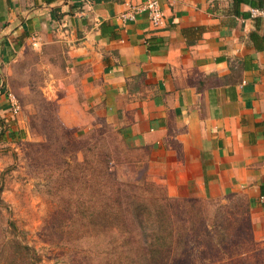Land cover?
<instances>
[{"label": "crops", "instance_id": "1", "mask_svg": "<svg viewBox=\"0 0 264 264\" xmlns=\"http://www.w3.org/2000/svg\"><path fill=\"white\" fill-rule=\"evenodd\" d=\"M143 1L0 0V130L40 95L64 125L115 126L168 196H242L264 225V18L234 0L122 17Z\"/></svg>", "mask_w": 264, "mask_h": 264}, {"label": "rangeland", "instance_id": "2", "mask_svg": "<svg viewBox=\"0 0 264 264\" xmlns=\"http://www.w3.org/2000/svg\"><path fill=\"white\" fill-rule=\"evenodd\" d=\"M39 97L0 130V264H264L244 197H170L115 126L64 125Z\"/></svg>", "mask_w": 264, "mask_h": 264}, {"label": "built area", "instance_id": "3", "mask_svg": "<svg viewBox=\"0 0 264 264\" xmlns=\"http://www.w3.org/2000/svg\"><path fill=\"white\" fill-rule=\"evenodd\" d=\"M137 11H146L147 17L154 29L161 28L164 23V12L161 9L159 0H144L139 5L133 6L128 14H123L122 17L127 15L133 17V14ZM251 17H262L264 18V5L258 7H251L249 9ZM36 44V41L32 43ZM9 102L11 105V112L15 115L19 110V104L12 94H8Z\"/></svg>", "mask_w": 264, "mask_h": 264}, {"label": "trees", "instance_id": "4", "mask_svg": "<svg viewBox=\"0 0 264 264\" xmlns=\"http://www.w3.org/2000/svg\"><path fill=\"white\" fill-rule=\"evenodd\" d=\"M234 2H235V4H238L240 2H250L251 5H253L252 7H258V6L264 5L263 0H256V2H252V0H234ZM1 123H2V120L0 119V125H1ZM1 130H2V132H4L5 127L4 128L1 127Z\"/></svg>", "mask_w": 264, "mask_h": 264}, {"label": "water", "instance_id": "5", "mask_svg": "<svg viewBox=\"0 0 264 264\" xmlns=\"http://www.w3.org/2000/svg\"><path fill=\"white\" fill-rule=\"evenodd\" d=\"M1 86V85H0Z\"/></svg>", "mask_w": 264, "mask_h": 264}]
</instances>
